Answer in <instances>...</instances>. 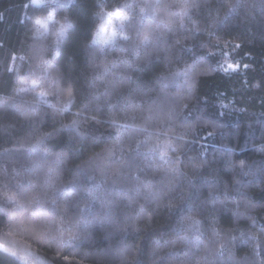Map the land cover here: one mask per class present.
I'll use <instances>...</instances> for the list:
<instances>
[{
    "label": "trees",
    "instance_id": "obj_1",
    "mask_svg": "<svg viewBox=\"0 0 264 264\" xmlns=\"http://www.w3.org/2000/svg\"><path fill=\"white\" fill-rule=\"evenodd\" d=\"M0 242L264 264V0H0Z\"/></svg>",
    "mask_w": 264,
    "mask_h": 264
},
{
    "label": "rangeland",
    "instance_id": "obj_2",
    "mask_svg": "<svg viewBox=\"0 0 264 264\" xmlns=\"http://www.w3.org/2000/svg\"><path fill=\"white\" fill-rule=\"evenodd\" d=\"M113 20H109L108 24L106 25V27H104V32H106V29L108 28L109 30V26L113 24ZM109 25V26H108ZM113 29L111 30V32L109 33L110 35H113ZM0 248L9 251L11 254H14L15 256H17L22 262L26 263V264H47L45 263L42 259L28 253V252H22V251H18L15 250L13 248H11V246L9 245H5V243L0 242ZM29 261V262H28Z\"/></svg>",
    "mask_w": 264,
    "mask_h": 264
},
{
    "label": "clouds",
    "instance_id": "obj_3",
    "mask_svg": "<svg viewBox=\"0 0 264 264\" xmlns=\"http://www.w3.org/2000/svg\"><path fill=\"white\" fill-rule=\"evenodd\" d=\"M37 23H39V21H37Z\"/></svg>",
    "mask_w": 264,
    "mask_h": 264
},
{
    "label": "snow or ice",
    "instance_id": "obj_4",
    "mask_svg": "<svg viewBox=\"0 0 264 264\" xmlns=\"http://www.w3.org/2000/svg\"><path fill=\"white\" fill-rule=\"evenodd\" d=\"M113 35H114V33H113Z\"/></svg>",
    "mask_w": 264,
    "mask_h": 264
}]
</instances>
